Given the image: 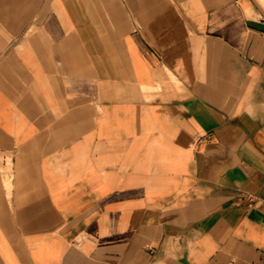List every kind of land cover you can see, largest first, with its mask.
<instances>
[{"label":"crops","instance_id":"crops-1","mask_svg":"<svg viewBox=\"0 0 264 264\" xmlns=\"http://www.w3.org/2000/svg\"><path fill=\"white\" fill-rule=\"evenodd\" d=\"M0 264H264V0H0Z\"/></svg>","mask_w":264,"mask_h":264},{"label":"built area","instance_id":"built-area-1","mask_svg":"<svg viewBox=\"0 0 264 264\" xmlns=\"http://www.w3.org/2000/svg\"><path fill=\"white\" fill-rule=\"evenodd\" d=\"M243 201H244V204L247 206V207H250L252 206L254 203H255V198L254 197H243Z\"/></svg>","mask_w":264,"mask_h":264}]
</instances>
